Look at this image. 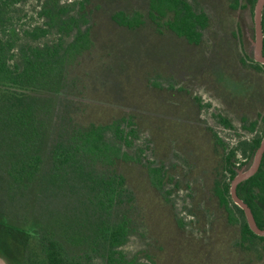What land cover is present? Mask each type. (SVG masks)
Here are the masks:
<instances>
[{"label": "trees", "instance_id": "obj_1", "mask_svg": "<svg viewBox=\"0 0 264 264\" xmlns=\"http://www.w3.org/2000/svg\"><path fill=\"white\" fill-rule=\"evenodd\" d=\"M20 1L0 0V225L11 236H24V241L18 239L25 248L32 238L37 240L36 249L22 264H148L143 258L156 264L160 245L149 237L129 169L137 168V176L145 183L147 176L146 185H153L163 197L172 193L164 189L174 179L164 163L150 159L151 144L146 141L137 146L140 130L134 115L105 123L85 122L88 104L76 99L84 100L96 88L94 79L84 83L77 68L85 60H94L93 14L110 13L107 16L115 28L128 32L149 23L155 30L164 25L175 37L195 46L201 45L204 31L214 29L213 38L220 37L226 47L225 42L234 41L232 25L227 30L231 33L221 30L214 0H197L203 7L200 14L188 0H145L146 13L129 7L106 11L105 5L117 0H80L67 5L45 0L39 12L45 25L23 33L37 42L55 30L59 39L19 45L16 29L5 33L10 20L5 10ZM220 122L230 126L226 118ZM210 143L219 157L213 194L236 222L223 169L234 177L232 160L243 144L229 151L219 139ZM259 145L260 140L250 145L251 152ZM243 146L246 152L247 144ZM263 174L259 172L245 184L260 188ZM72 195L76 198L73 207L69 204ZM190 213L199 216L194 210ZM193 220L188 224L184 217H176L181 231L189 227L205 232ZM243 227L252 233L246 224ZM140 228L154 242L152 252L129 255L125 247L132 236L142 234Z\"/></svg>", "mask_w": 264, "mask_h": 264}, {"label": "rangeland", "instance_id": "obj_2", "mask_svg": "<svg viewBox=\"0 0 264 264\" xmlns=\"http://www.w3.org/2000/svg\"><path fill=\"white\" fill-rule=\"evenodd\" d=\"M44 1L21 0L5 10L10 19L5 33L8 35L11 29H16L19 45H41L59 39L55 30L37 42H32L23 33L37 25H45L46 19L39 15ZM58 1L60 5H67L80 0ZM105 6L106 11L129 7L131 10L141 9L144 13L148 8L145 0H117ZM223 8H226L225 11L217 9L222 19L221 30L231 33L227 31L230 25L233 30L235 28L234 32L239 29L242 42L237 45L242 52L243 46L247 53L250 52L251 40L254 39L251 10L242 8L232 11L226 0ZM107 13L97 11L93 14L95 26L92 37L95 47L92 56L95 61L85 60L77 68L84 83L94 79L91 82L95 83L96 88L92 94L84 95V100L76 99L81 101L80 104H88L85 122L105 123L117 117L134 115L140 130L137 146L147 141L151 144L150 159L164 163L170 170L175 183L169 181L166 184L164 190L172 193H166L163 197V193L153 185H146L149 182L147 176L145 183L137 176V168L129 169L143 220L149 227V237L160 245L156 264H221L220 257L227 246L221 241L215 240L213 244L209 239V242L201 243L196 238L185 237V230L181 231L178 227L176 217H184L189 224L195 216L190 211L194 210L200 217L206 216V224L200 225V228L207 231V216L219 215V210L210 205V202L217 200L213 187L219 175L215 170L219 168L218 153L210 143L213 141L211 131L222 140L225 139L230 147H236L239 144L237 141L247 139L249 133L244 130V135L235 139L233 132L223 127L220 118H226L235 127H241L233 115L229 116L225 105L239 109L242 105L250 104L251 98L260 93V83L251 80L249 73L241 77L237 75L239 70L236 71L233 66L235 54L231 53L233 43L225 42L226 47L223 48L224 40L213 38L214 29L204 31L201 45L195 46L175 37L164 25L159 30L152 28L150 23L133 32L116 29ZM65 39L69 42L72 37ZM240 56L237 58V67L244 70L239 63ZM148 80L152 82L151 88H148ZM90 101L94 104H89ZM142 170L147 173L146 169ZM75 199L72 195L69 203L72 207ZM199 216L194 221L199 220ZM140 229L144 235L136 233L125 247L129 255L152 252L151 244L154 242L145 236L144 228ZM13 236L7 234L0 225V262L22 264V260L25 261L29 253L36 249L37 240L32 238L26 244H29V248H25L18 239L24 241L25 237ZM151 256L155 259V255ZM258 256L252 251V262ZM142 261L154 264L144 258Z\"/></svg>", "mask_w": 264, "mask_h": 264}, {"label": "flooded vegetation", "instance_id": "obj_3", "mask_svg": "<svg viewBox=\"0 0 264 264\" xmlns=\"http://www.w3.org/2000/svg\"><path fill=\"white\" fill-rule=\"evenodd\" d=\"M224 1L221 0L220 4H218V0H214L215 9H220L225 11L226 8L224 7ZM227 1V6L230 8L232 11H236L239 9H250V14L252 16V22H253V35L252 37L255 40L256 39V24L254 21V16H255V7L257 0H226ZM188 2L192 5L193 9L198 13L203 12V7L202 4H200L197 0H188ZM194 2L196 4H194ZM237 2V3H236ZM244 4V5H243ZM206 6H209V4H205ZM205 9V8H204ZM234 13V12H233ZM235 30V28H234ZM233 27H232V33L234 37V41H228L231 44L233 43L232 51L231 53L235 54V58L233 59V66L236 68L237 75L241 77L242 74L249 73L251 76V80L254 82H259V88L260 93L258 96L251 98V102L248 105L241 106L239 109H232L230 106H226L227 112L230 117H232L236 122H238L241 127H235L232 125V122H230V126H225L224 124L223 127L227 128L229 131L233 132V134L236 136L235 139L238 137H242L244 135V131L248 132L249 137L247 139H244V141L238 142L236 147H239L240 144L245 145L247 144V150L244 152L245 146H241L240 150L236 152V157L232 160L231 164V169L235 173L234 177L232 178V173L228 169H223L224 175H226V182L229 185V196H230V203L229 206L233 211H236V218L238 219L236 222L233 221L235 220V216H230L227 212V208L225 206L221 205V201L219 198L215 200L214 202H210V205L212 207H215L218 209L219 215L213 214V216H207L209 219V226L207 228V231L205 232L201 231L198 232L196 231H184L185 237H193L194 239L196 238L198 242L201 243H207L209 242V239L213 242V244L216 241H221L223 244L227 246V250L222 253V257H220V261L222 262L221 264H264V234H258L255 231L251 229L249 226V223L247 221L246 214L244 210L236 204V202L233 200L230 189H231V184L233 179L236 176V171L237 169H240L241 167L245 166L246 164H249L258 148L254 151L252 150L251 152V147L250 145L255 144L257 140H260V144L264 138V65L261 63H258L254 61L250 54V52H246L245 46L244 47V52H242V49L240 46L237 44H241L242 42V36H241V31L239 29H236L234 32ZM262 32H263V54H264V10L262 13ZM186 44L188 43L187 40H185ZM191 43V42H190ZM193 45V43H191ZM243 45V44H242ZM225 48V46H224ZM242 54V56H240ZM240 56L241 62L239 61L240 64H242V68L244 70H240L237 62V58ZM224 108V107H223ZM224 111L225 108L223 109ZM223 118V117H222ZM261 128V130H259ZM212 139L216 138L223 141L225 144L226 140H222L217 134L211 133ZM229 146V145H228ZM260 146V145H259ZM236 147H230L229 146V151L234 150ZM225 158V157H224ZM219 159V157H218ZM264 155L262 158V162L260 164V167L258 169V172L254 175L256 176L259 172L261 173L264 171ZM216 170V168H215ZM254 176L251 178L247 179L246 181L240 183L237 187V196L250 208L255 222L257 224V227L261 230L264 231V174L262 176V182L260 183V188L254 186L252 183H247L250 179H252ZM250 190H253L250 192ZM255 193V194H253ZM241 210L238 211L236 207ZM216 220V221H215ZM194 221V220H193ZM245 222V223H244ZM246 224L248 228L250 229V232H245L243 227V224ZM198 224V225H197ZM206 224V216L204 217H199V220L195 221V225L200 228V225L204 226ZM188 226V225H187ZM195 226V229H196ZM213 232V234H212ZM197 234V235H195ZM197 236V237H196ZM259 250V251H258ZM252 251L254 253L258 254V258H256L253 262L251 259L252 256ZM257 251V252H255ZM207 256V255H206ZM209 256V255H208ZM220 264V263H219Z\"/></svg>", "mask_w": 264, "mask_h": 264}, {"label": "water", "instance_id": "obj_4", "mask_svg": "<svg viewBox=\"0 0 264 264\" xmlns=\"http://www.w3.org/2000/svg\"><path fill=\"white\" fill-rule=\"evenodd\" d=\"M264 10V0H257L255 7V16L254 21L256 24V39L251 40L252 46L250 49L251 58L264 65V54H263V32H262V13ZM264 155V138L253 158V160L246 164L245 166L237 169L236 176L232 181L230 193L233 200L239 205L245 212L249 226L253 231L258 234H264V231H261L255 222L254 216L250 208L237 196V187L240 183L246 181L247 179L254 176L260 167L262 158Z\"/></svg>", "mask_w": 264, "mask_h": 264}, {"label": "crops", "instance_id": "obj_5", "mask_svg": "<svg viewBox=\"0 0 264 264\" xmlns=\"http://www.w3.org/2000/svg\"><path fill=\"white\" fill-rule=\"evenodd\" d=\"M1 261V260H0ZM0 264H6V262H0Z\"/></svg>", "mask_w": 264, "mask_h": 264}]
</instances>
